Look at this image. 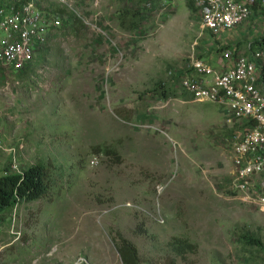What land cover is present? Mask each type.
<instances>
[{
  "label": "rangeland",
  "instance_id": "rangeland-1",
  "mask_svg": "<svg viewBox=\"0 0 264 264\" xmlns=\"http://www.w3.org/2000/svg\"><path fill=\"white\" fill-rule=\"evenodd\" d=\"M145 1L43 0L58 28L19 72L0 62V176L52 170L44 197L0 210V264H121L116 234L140 264H264V213L228 192L231 124L174 80L192 59L217 67L216 39L182 0ZM173 239L195 253L174 257Z\"/></svg>",
  "mask_w": 264,
  "mask_h": 264
},
{
  "label": "built area",
  "instance_id": "built-area-1",
  "mask_svg": "<svg viewBox=\"0 0 264 264\" xmlns=\"http://www.w3.org/2000/svg\"><path fill=\"white\" fill-rule=\"evenodd\" d=\"M53 9H71L75 0H52ZM172 0H146L149 12L167 10ZM43 0H0V62L19 72L60 25L61 16ZM200 28L216 39L220 64L192 59L173 74L180 90L199 103L215 104L229 126L233 200L264 213V29L245 48L226 44L221 36L252 18L264 22V0H194ZM53 12V13H52ZM228 46V47H226ZM226 47L225 49H222ZM14 168V167H13Z\"/></svg>",
  "mask_w": 264,
  "mask_h": 264
},
{
  "label": "trees",
  "instance_id": "trees-1",
  "mask_svg": "<svg viewBox=\"0 0 264 264\" xmlns=\"http://www.w3.org/2000/svg\"><path fill=\"white\" fill-rule=\"evenodd\" d=\"M182 1L190 14L198 10L195 7L194 0ZM71 22L72 25L80 23L75 16L71 17ZM218 50L220 51V49ZM51 174L52 170L49 166L36 164L29 166L21 173H5L0 176V210L7 211L20 204L34 202L44 197L51 187ZM240 240L246 246L256 247L259 245L257 240L247 235H242ZM111 243L121 264H140L137 248L121 235L116 234L113 236ZM167 247L170 254L179 259L196 251V246L185 239H173ZM166 264L177 263L175 259L170 258Z\"/></svg>",
  "mask_w": 264,
  "mask_h": 264
},
{
  "label": "crops",
  "instance_id": "crops-1",
  "mask_svg": "<svg viewBox=\"0 0 264 264\" xmlns=\"http://www.w3.org/2000/svg\"><path fill=\"white\" fill-rule=\"evenodd\" d=\"M236 1H241V0H236ZM246 24V23H245ZM241 25L239 27H236L234 28L231 32H227V33H224L222 36H221V39L226 43V44H229V45H238L239 43H242L240 41H245L246 40V43L241 46V48H245L247 46L248 43H252L253 41L251 40H248V39H252V35L254 34L255 36H259L257 34V29L253 26L251 27L250 30H247L246 27H244V25ZM231 42V43H229ZM217 43V42H216ZM218 45V44H217ZM216 67V66H214Z\"/></svg>",
  "mask_w": 264,
  "mask_h": 264
}]
</instances>
